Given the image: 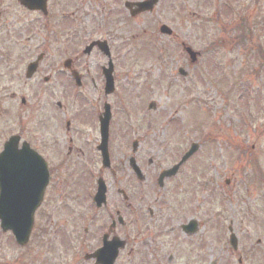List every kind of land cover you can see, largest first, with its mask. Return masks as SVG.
Here are the masks:
<instances>
[{
  "label": "rangeland",
  "instance_id": "1",
  "mask_svg": "<svg viewBox=\"0 0 264 264\" xmlns=\"http://www.w3.org/2000/svg\"><path fill=\"white\" fill-rule=\"evenodd\" d=\"M125 1L64 0L56 7L51 1L48 24L37 12L11 2V22L19 21L25 31L28 60L46 48L51 57L54 39L69 36L68 32L75 55L96 39H106L111 46L115 94L103 91L101 69L109 58L98 48L75 64L85 81L82 89L74 86L75 99L70 89L63 96L61 72L55 83L58 99L79 105L84 100L75 107V119L83 123L77 121L74 126L78 130L86 126L89 144L85 155L76 157L78 169L96 158L94 121L98 105L106 100L115 104L118 128L112 135V166L118 167L122 180L116 182L107 169L104 178L112 184V196L118 184L126 185L130 154L140 157L154 180L138 181L130 188L138 196L136 211L142 216L141 223L129 225L128 230L142 228L143 233L131 243L137 259L130 262L127 248L119 252L115 264H160L151 263L158 253L164 255L162 262L173 255L170 264H264V0H161L153 12L136 17L130 16ZM228 3L238 7L237 16L231 15ZM63 14L70 15L69 21L61 19ZM57 15L61 20L55 22ZM242 21H247L248 33L235 40ZM162 23L172 27L174 37L161 34ZM62 27L69 31L62 32ZM182 42L201 52L195 64L190 63ZM181 67L187 76L179 72ZM151 101L155 109H149ZM135 139L139 142L136 152ZM193 142L200 149L181 173L160 186L155 178L161 169L177 161ZM76 190L81 194L74 190V197L61 198L53 219L39 213L25 246L16 242L11 231L0 228V264H95L85 258L93 244H75L74 261L67 246L71 209L88 208L82 187ZM150 208L156 211L153 219ZM126 211L130 216L131 210ZM192 218L200 225L193 237L181 230L182 223ZM75 220L77 215L73 224ZM153 222L164 234L155 247L145 235ZM230 227L239 239L237 249L230 243Z\"/></svg>",
  "mask_w": 264,
  "mask_h": 264
},
{
  "label": "flooded vegetation",
  "instance_id": "2",
  "mask_svg": "<svg viewBox=\"0 0 264 264\" xmlns=\"http://www.w3.org/2000/svg\"><path fill=\"white\" fill-rule=\"evenodd\" d=\"M11 2L12 0H0V150H5L3 157H0V163L3 159L0 170L3 167V178L9 186V198L20 200L22 178L26 168L25 162L16 155L15 147L35 152L45 161L47 171V184L35 216L38 217L40 213L48 219H53L58 214V203L61 198L74 197L73 191L76 192L78 187H82L85 198H87L88 208L82 211L77 205L75 206L77 209L75 207L71 209L72 226L67 229L70 247L73 248L77 243L83 247L93 244L94 247L89 251L92 253L105 242L109 243L113 240L122 242L124 240L125 247L121 250L123 252L128 248V259L130 258V262H133L137 259L138 252L133 245L131 246V243L143 231L142 228L135 231L134 229L128 230L129 225L141 223L140 217L142 216L136 211L138 196L133 195L130 188H135L138 181L144 183L148 180L154 181L148 174V167L145 168L142 161L139 162V156L136 154V161L144 174L142 179L131 165L133 155L130 154L128 161L131 172L126 178V185L118 184L116 187L115 198L110 189L112 184L107 183L104 175L109 169L116 177V182L121 183L122 180L117 175L118 167H100V157L98 156L93 163H83L82 174H79L80 163L76 157L80 154L85 155L84 148L89 144L88 133L82 129L78 130V126H74L75 121L77 122L74 106L64 104L62 100L58 99V86L55 83L56 76L61 72L63 96L68 95L67 92L74 86V78L67 68V65L73 66L78 61V59H74V42L69 38L71 33L62 27V32H68L69 36L65 37L64 34H61L60 37L57 36L58 39H54V44L51 47L54 53L51 57L48 55V48H46L41 52H36L28 60L25 31L19 25V21L15 24L11 22ZM14 2L21 9H26L21 5L20 0H14ZM37 13L43 16L48 24L53 13L51 4L50 12L45 16L41 11H37ZM102 87L104 86L102 85ZM101 113L100 105L98 120L94 121V137L95 132L100 135L99 118ZM114 120L115 115L110 121V134L114 133ZM148 162L151 164L153 161L149 159ZM92 166L95 170H92ZM163 169L165 168H162L161 171ZM182 169L181 166L176 175L181 173ZM100 179H104L107 183V199L101 207H98L94 202V195ZM132 179L133 184H131ZM66 189H69V193ZM77 194H81V192L77 191ZM128 209L131 210L130 216L126 211ZM149 214L153 219L156 211L150 208ZM76 215L78 222L75 220V224H73ZM186 223L181 225V230L185 234L183 225ZM149 224H151L150 221ZM145 232L149 243L154 247L159 238L164 235L157 222H153ZM188 236L193 237V235ZM154 250L156 251V249ZM159 250L163 251V249ZM163 258V253H158L153 257L151 263L170 264L174 256L170 254L167 260L162 262ZM90 260L96 264L94 259Z\"/></svg>",
  "mask_w": 264,
  "mask_h": 264
},
{
  "label": "water",
  "instance_id": "3",
  "mask_svg": "<svg viewBox=\"0 0 264 264\" xmlns=\"http://www.w3.org/2000/svg\"><path fill=\"white\" fill-rule=\"evenodd\" d=\"M24 4H26L29 8L32 9H37V8H43L45 9V4L46 0H22ZM159 2V0H146V1H141L137 3H127L128 7H131L136 5L137 8L133 9L132 8V13L136 14L139 12H143L146 10H153L156 4ZM161 32L165 34H172V29L168 25H162L161 26ZM98 45L100 48L110 55V49L108 46V43L106 41L103 42H98ZM94 46V44L90 45L87 48V52L91 50V48ZM186 50L188 53L191 55L192 61H196L197 59V54L192 51L190 47H187ZM112 70L113 66L112 63L110 62V68L106 69V75L108 77L107 81V92H111L113 90V78H112ZM78 80V79H77ZM78 82H80L78 80ZM154 103H151L150 107H154ZM107 112H109V107L107 108ZM109 117V115H108ZM106 123H108V118L106 119ZM104 124V122H103ZM104 145L101 146L103 148L104 152L106 150V144H107V135L104 136L103 139ZM198 149V146L194 145L191 150L184 156L182 161L176 165L173 169L167 170L164 173L161 174L160 180L162 181L165 176H170L174 173H176L178 166L183 163L195 150ZM3 157V154L1 155ZM107 159H108V154H107ZM133 164L136 168L137 171H139V168L136 165L135 160L133 159ZM3 165V159L0 163V166ZM3 167L0 170V219H1V226L4 231L7 230H12L13 233L16 235V238L18 242L22 245L26 244L30 238V234L34 225V214L39 206L40 199L38 202H33L32 204L29 205L28 210L25 212L21 208L20 201H11L8 202V196L9 194L7 193L9 190V186L6 184L3 178ZM100 187H99V192L97 194V201L98 204L101 205L102 201L105 200V192H106V187L104 182H100ZM184 228L187 230L189 233H194L197 231V222L196 221H191L190 224L184 225ZM231 242L232 244L237 247V238L233 234L231 236ZM119 245L118 243H114L111 245H106L104 248H102L100 251L96 252L94 254L95 257L98 258V262H102V264H114V261L116 259V256L118 254L119 250Z\"/></svg>",
  "mask_w": 264,
  "mask_h": 264
},
{
  "label": "snow or ice",
  "instance_id": "4",
  "mask_svg": "<svg viewBox=\"0 0 264 264\" xmlns=\"http://www.w3.org/2000/svg\"><path fill=\"white\" fill-rule=\"evenodd\" d=\"M0 152L3 154L5 150H0ZM15 153L26 164L20 194L21 208L26 212L29 205L34 201L38 202L43 194L47 184L46 164L39 155L25 148L21 150L15 147Z\"/></svg>",
  "mask_w": 264,
  "mask_h": 264
},
{
  "label": "bare ground",
  "instance_id": "5",
  "mask_svg": "<svg viewBox=\"0 0 264 264\" xmlns=\"http://www.w3.org/2000/svg\"><path fill=\"white\" fill-rule=\"evenodd\" d=\"M138 1H139V0H138ZM162 25H164V23H162V24L160 25V27H161ZM191 157H192V156H191ZM191 157H190V158H191ZM186 163H187V162H186Z\"/></svg>",
  "mask_w": 264,
  "mask_h": 264
}]
</instances>
